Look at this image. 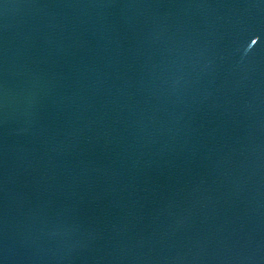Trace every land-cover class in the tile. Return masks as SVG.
Listing matches in <instances>:
<instances>
[{
	"label": "water",
	"instance_id": "95a60500",
	"mask_svg": "<svg viewBox=\"0 0 264 264\" xmlns=\"http://www.w3.org/2000/svg\"><path fill=\"white\" fill-rule=\"evenodd\" d=\"M0 264H264V0H0Z\"/></svg>",
	"mask_w": 264,
	"mask_h": 264
}]
</instances>
